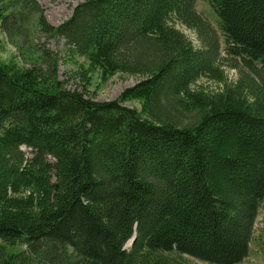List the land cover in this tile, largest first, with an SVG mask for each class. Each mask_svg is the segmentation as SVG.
Returning a JSON list of instances; mask_svg holds the SVG:
<instances>
[{
    "label": "trees",
    "instance_id": "trees-1",
    "mask_svg": "<svg viewBox=\"0 0 264 264\" xmlns=\"http://www.w3.org/2000/svg\"><path fill=\"white\" fill-rule=\"evenodd\" d=\"M195 1L85 0L55 27L35 0H0V27L18 51L0 60V264L249 255L264 202V0H209L227 53L261 67L234 84ZM36 35L61 37L70 59L88 60L79 87ZM95 74L144 79L100 102L88 95ZM202 77L223 89L194 88ZM18 245L26 250L9 254Z\"/></svg>",
    "mask_w": 264,
    "mask_h": 264
},
{
    "label": "rangeland",
    "instance_id": "rangeland-1",
    "mask_svg": "<svg viewBox=\"0 0 264 264\" xmlns=\"http://www.w3.org/2000/svg\"><path fill=\"white\" fill-rule=\"evenodd\" d=\"M38 7L43 11L47 22L55 27L60 26L73 15L74 9L85 0H35ZM195 8L197 13L200 14L202 19L205 20V28L212 31L218 38L219 52L215 59V64L220 68V73L226 77L227 82L234 84L242 78L251 79L256 75V69L247 67V64L241 59H237L229 55L226 51V42L219 25V18L211 6L209 0H196ZM28 22V21H27ZM173 24L182 31L188 39L197 48L207 50L208 45L205 44L199 37L197 31L192 30L174 21ZM27 25V23H26ZM35 42L46 43L49 48L55 51L60 58L59 75L63 80L68 81V87L76 89L79 87V79L74 78V74L78 67L81 65H88V60L85 57L77 56L75 59H70L67 54L66 41L61 37L46 38L41 35L32 36ZM18 54L15 45L10 41L4 31L0 27V60H8L10 56ZM144 77L140 75L118 74L108 81H102L98 74L93 76L91 85L89 86V96L95 98L100 102L113 101L118 99L121 94L128 88L135 86ZM223 83L216 80L202 77L193 86L194 88H204L208 91L217 92L223 89ZM127 107H133L141 110V104L137 100H132L124 103ZM29 157L32 156L29 148H24ZM132 246V241L127 244V249ZM26 250L25 245H18L15 248H9V254L21 253ZM71 253V249H69ZM170 258L175 259L178 264H207L200 260H196L187 255L173 256L168 255ZM240 264H264V202L262 203L259 214L256 220L253 239L250 244L249 255Z\"/></svg>",
    "mask_w": 264,
    "mask_h": 264
},
{
    "label": "bare ground",
    "instance_id": "bare-ground-1",
    "mask_svg": "<svg viewBox=\"0 0 264 264\" xmlns=\"http://www.w3.org/2000/svg\"><path fill=\"white\" fill-rule=\"evenodd\" d=\"M134 239H135V238H133V239L131 240V241H132V243H133Z\"/></svg>",
    "mask_w": 264,
    "mask_h": 264
}]
</instances>
